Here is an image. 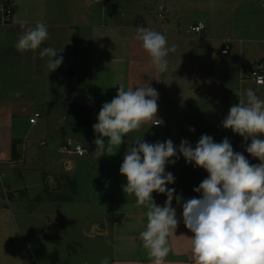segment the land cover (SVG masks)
<instances>
[{
	"label": "crops",
	"instance_id": "1",
	"mask_svg": "<svg viewBox=\"0 0 264 264\" xmlns=\"http://www.w3.org/2000/svg\"><path fill=\"white\" fill-rule=\"evenodd\" d=\"M95 2L99 1L95 0ZM12 7L13 21L8 25L12 26L15 32H24L27 27L34 26L37 22L49 25V0H13ZM85 26L91 28L90 47L92 52L90 51L86 77L77 87L85 85L90 91L88 121L85 119L82 122L83 127L88 131L87 143L83 145L88 151L87 154L79 156L74 152L62 151V148L70 146V143L78 144L75 139L67 136L64 128L67 118L62 117L57 122L45 121L43 129L47 125L50 131L60 134L58 135L60 137L55 140V146L52 147L49 145L47 137L43 135L42 128L37 127L39 119L44 114L40 110H36L29 120L22 116L27 112L29 103L39 105L47 103L50 107L47 110L49 119L57 107L52 96L48 97L45 94V89L51 87L50 84L47 85L48 81H52L51 74L47 70L46 59L42 62L38 58L35 60L31 58L29 63L23 59L20 64L28 65L30 71L35 67L34 75L28 77L30 82L28 88L25 89V87L23 91L15 92L10 89L3 93L0 92V186L2 183L7 191L6 199L9 200L7 203L4 198H0V264H33V259L43 257L49 258L45 264H70V260L64 262V260L58 259L69 255V253L73 255L74 249L70 245L67 254L66 245L63 244L64 235L60 232H52L47 228L54 220L57 225L61 226H74V223H81L82 237H87L90 240L106 238L110 255L109 264H150L147 251L143 248L139 237L140 232L146 227L147 208L137 207L135 196L126 195L123 192L122 186L126 184V178L119 172L127 150L128 137L124 138L125 142L121 146L113 148L112 155H103L97 160L94 154L96 146L93 143L96 134L92 126L97 123V116L102 105L105 102H110L116 96L121 84L125 89L146 86L154 88L158 92L159 107L164 96L173 97L174 95V83L171 82L174 73L167 70V75L158 73L157 77L154 76V67L150 57L143 50L141 42L135 39V29L146 27L144 21L135 27L133 25L121 27L120 35L123 38L120 37L119 46L116 39L117 32L111 38L110 36L107 38L105 35L110 32L101 30L102 28H99L98 25L89 23ZM101 26L104 27L103 24ZM165 26L162 25L160 28L163 33L166 32ZM108 28L114 29L115 27L109 26ZM14 45L13 43L12 48ZM225 47H227L226 44L223 49ZM228 48V53H222L224 56L230 55L234 47L231 44ZM94 49H97L96 53H94ZM244 67L246 65L241 63V95H244L247 89H253L258 97L261 92L263 95L260 99L264 100V90L259 89L264 84L258 85L250 77L245 76ZM44 71L45 74L38 77V72L43 74ZM18 72L21 73V71ZM71 76L69 72V82H73ZM18 77L20 79L21 75ZM166 80L169 81L167 90H164ZM71 97L72 94L64 87L60 100L62 107H66L65 100H70ZM36 113H39L40 116L36 118L35 122H30ZM212 113H215L216 116L220 115L221 118L216 117L219 119H215L214 126V115H212L201 132L213 138L221 136L217 143L227 137L233 149H237V152L240 150V153L244 154L250 163H260L245 150L247 144L251 142L250 139L245 141L231 129L223 128L222 121L228 115L223 108H217ZM159 120L161 123L155 126L154 122ZM179 125L180 123L173 120V117L164 109L159 110L158 108L157 119L154 118L152 122L144 124L139 131L132 132V136L136 139L139 136L155 137L156 141L160 142V136L166 134L170 129L174 132L177 131ZM145 129L156 131L157 135L149 132L144 133ZM190 134L195 139L197 137L196 129ZM14 140L17 142L19 153L17 159L12 156ZM69 155L77 157H66ZM178 157V159L171 158L176 160L174 164L166 165V173H172L175 178V182L167 187L174 188L175 195H181L183 201L192 197L198 198L200 193L194 192L193 189L207 178L208 173L202 168L195 167L194 164L187 163L179 153ZM73 181L75 183L74 196L67 197L64 192L67 190L72 192L70 184ZM45 188L47 194L44 193ZM82 189L86 196L84 199L79 195L82 193ZM10 194H13L12 201L16 206V211L12 207ZM152 196L154 203L159 206H163L167 200L166 194L153 192ZM15 199L16 201H14ZM181 203H177L175 199L172 202L180 223L176 232L169 237L171 251L165 264H194L188 239L192 233L188 231L182 221ZM88 206L93 208V214L97 216H92ZM103 206L108 208V213L105 216H101L102 214L100 215L98 211ZM68 211L72 212V217H68ZM84 216H89L88 220L75 219ZM85 224L88 225L87 229L83 227ZM84 251L83 249L82 252ZM78 260V264H100L101 262L87 263L82 258Z\"/></svg>",
	"mask_w": 264,
	"mask_h": 264
},
{
	"label": "rangeland",
	"instance_id": "2",
	"mask_svg": "<svg viewBox=\"0 0 264 264\" xmlns=\"http://www.w3.org/2000/svg\"><path fill=\"white\" fill-rule=\"evenodd\" d=\"M49 11L50 21L47 26L49 38L41 45V49L35 51L18 53L15 47L12 48V44L17 42L18 36L23 31L15 32L10 25L0 26V92L3 93L10 89L15 92L23 91L25 87V89L28 88L30 83L28 77L34 75L35 67L30 71L28 65L20 64L23 59L28 63L31 62V58L32 60L38 58L42 62L44 59L47 61V57L41 59L39 56V51L44 47H52L58 53L60 52L59 55L63 57L62 64L53 72H49L47 69L51 74L52 81H48L47 85L50 84L51 87L45 89V94L48 97L52 96L57 103L52 116L49 119L47 110L50 107L47 103L43 105L29 103L27 112L22 115L23 118L29 120L36 110H40L44 114L39 119L37 127L42 128L43 135L47 137V141L52 147L55 146V140L60 137L58 136L60 134L50 131L47 125L43 129L45 121L57 122L62 117L67 118L64 128L68 138L75 139L82 146L87 143L88 131L83 127L82 122L85 119L88 121L90 91L85 85L77 87L86 77L90 51L92 52L90 47L91 28L86 27V24H95L102 28L101 30L110 32L105 35L107 38H109L108 36L111 38L117 32L116 39L119 46V39L123 38L120 35L121 27L125 25L135 27L144 21L147 28L167 37L169 47L175 46V52H170L167 57V70L174 73L171 80L174 83V95L173 97L164 96L158 108L159 110L164 109L173 117V120L180 123L177 131L174 132L170 129L166 134L160 136V142L171 139L177 148L182 139L188 140L195 147L203 135L201 130L208 122L207 120L214 115L215 126V119L221 118L220 115L216 116L212 112L217 108H223L228 114L230 107L239 103L236 93L241 94L242 92L241 63L250 68L257 65L260 60H264V0H105L104 4L95 2V0H49ZM199 23L205 24V29L201 33L193 30V27ZM102 24L104 27L101 26ZM162 25H166L165 33L160 29ZM109 26L115 28H108ZM224 44L228 46L232 44L234 47L228 56L222 54ZM96 52L97 49H94V53ZM18 71L21 73L19 74ZM69 72L73 82L68 80ZM41 73L38 72V77L43 76L45 71L43 74ZM158 73L154 67V76L157 77ZM19 75H21L20 79ZM164 75H167V71L164 72ZM168 81L166 80L164 90H167ZM64 87L72 94V100H65L66 107H62L60 101ZM259 89L264 90V86ZM160 92L162 93V89ZM262 95L259 92V98ZM193 126H196L194 129L197 132L195 139L190 134V129ZM147 132L157 135L156 131L145 129L144 133ZM183 133L187 134L182 135ZM132 134L127 136L126 149L136 140ZM142 138L148 143L157 142L155 137L139 136L138 139ZM214 138V141L217 142L221 136ZM58 145L61 146V144ZM70 146H72L71 143ZM234 151L237 152V149ZM66 157L76 158L77 156ZM6 192L1 183L0 198H4L8 203ZM83 193L82 189V193L79 195L84 199L86 196ZM64 195L74 196L73 192L69 190L65 191ZM10 196L12 207L16 211V206L12 201L13 194ZM88 209L93 214V208L88 206ZM98 211L100 215L102 214L101 216H105L108 213V208L103 206ZM67 214L68 217H72L71 211H68ZM92 216L97 215L93 214ZM88 218L89 216H84L75 219L88 220ZM20 223L23 227L22 222ZM83 227L87 229L88 225L85 224ZM47 228L52 232H60L64 235L63 244L66 245L67 254L70 245L74 249L73 255L69 253L67 256L59 257V260H64V262L70 260V264H78V259L82 258L87 263H98L103 258L109 259L110 257L106 238H98L93 241L82 237L81 223H74V226H61L57 225L54 220ZM83 249L84 252H82ZM48 259L46 257L36 258L32 263L45 264Z\"/></svg>",
	"mask_w": 264,
	"mask_h": 264
},
{
	"label": "clouds",
	"instance_id": "3",
	"mask_svg": "<svg viewBox=\"0 0 264 264\" xmlns=\"http://www.w3.org/2000/svg\"><path fill=\"white\" fill-rule=\"evenodd\" d=\"M48 38L47 25L37 22L18 36L14 47L21 54L35 51ZM135 39L141 42L156 71L166 72L167 57L175 52L174 45L168 46L167 37L138 27ZM59 53L52 47L39 51L41 59L48 58L49 72L62 64ZM236 95L239 103L230 107L222 126L245 141L250 139L245 150L260 163L252 164L244 154L235 152L227 137L217 143L207 134L201 135L195 147L186 139L178 148L171 139L156 143L136 139L125 152L119 169L126 178L122 188L126 195L135 196L137 207L147 208L146 227L139 237L150 264H165L171 251L169 237L180 223L172 202L181 203L183 197L167 187L175 178L165 171L168 163L176 162L171 158H179L178 153L208 173L193 189L200 196L181 203L182 221L192 233L188 239L194 264H264V100L253 89ZM157 100L158 92L150 86L125 89L119 85L116 96L102 105L92 126L97 160L112 155L125 137L157 119ZM153 192L166 194L163 206L154 203ZM100 264H109V259L103 258Z\"/></svg>",
	"mask_w": 264,
	"mask_h": 264
},
{
	"label": "built area",
	"instance_id": "4",
	"mask_svg": "<svg viewBox=\"0 0 264 264\" xmlns=\"http://www.w3.org/2000/svg\"><path fill=\"white\" fill-rule=\"evenodd\" d=\"M101 3H105V0H96ZM13 0H0V26H5L13 21V7H12ZM205 29L204 23H199L198 25L193 27V30L197 33H201ZM229 48L228 45L222 50V53H228ZM245 74V73H244ZM245 76L250 77L256 84L262 85L264 84V63L257 64L247 70ZM40 116L39 113H36L33 118L30 119V122H35L36 118ZM160 121H155L154 125L157 126ZM63 151L65 152H74L79 156H84L88 153L87 149L81 145L73 144L72 146L64 147Z\"/></svg>",
	"mask_w": 264,
	"mask_h": 264
},
{
	"label": "trees",
	"instance_id": "5",
	"mask_svg": "<svg viewBox=\"0 0 264 264\" xmlns=\"http://www.w3.org/2000/svg\"><path fill=\"white\" fill-rule=\"evenodd\" d=\"M262 63H264V60H260L259 62H257V64H262ZM251 67H253V66H251ZM243 69H244L243 73H245V75H246L248 68L244 67ZM12 156L15 159H17L19 157V153L17 151V142L15 140L13 142V147H12ZM70 186L72 188V192L74 193L75 192V183H74V181L71 182ZM44 191L45 192L47 191L46 188L44 189Z\"/></svg>",
	"mask_w": 264,
	"mask_h": 264
},
{
	"label": "water",
	"instance_id": "6",
	"mask_svg": "<svg viewBox=\"0 0 264 264\" xmlns=\"http://www.w3.org/2000/svg\"><path fill=\"white\" fill-rule=\"evenodd\" d=\"M73 144H75V143H73Z\"/></svg>",
	"mask_w": 264,
	"mask_h": 264
}]
</instances>
